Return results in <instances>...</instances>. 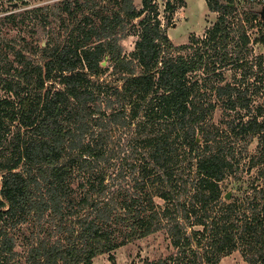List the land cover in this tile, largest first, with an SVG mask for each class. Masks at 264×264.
I'll return each mask as SVG.
<instances>
[{"label": "trees", "instance_id": "obj_1", "mask_svg": "<svg viewBox=\"0 0 264 264\" xmlns=\"http://www.w3.org/2000/svg\"><path fill=\"white\" fill-rule=\"evenodd\" d=\"M205 2L216 20L181 44L153 0H59L1 19L30 28L0 38V264H19L13 229L28 220L47 236L23 264H93L160 230L171 251L138 264H218L234 250L264 264V52L249 34L264 0ZM56 21L63 34L38 31Z\"/></svg>", "mask_w": 264, "mask_h": 264}, {"label": "rangeland", "instance_id": "obj_2", "mask_svg": "<svg viewBox=\"0 0 264 264\" xmlns=\"http://www.w3.org/2000/svg\"><path fill=\"white\" fill-rule=\"evenodd\" d=\"M59 0H0V38H10L14 35L20 34L27 36V29L30 27H23L24 31L19 33L18 28L13 26L9 20L1 22L5 16L12 12L23 13L27 9H32L35 7H49L51 11L56 12V8L53 4H56ZM19 2L22 3L19 6ZM135 5L140 8L141 0H134ZM158 13L162 17L161 28L165 30L168 37L174 44L188 43V36L190 34H195L196 36H203L206 28L213 24L218 16V12L210 11L207 8L205 0H185V5L181 7H169L167 10L164 9L162 2L158 1L157 4ZM173 8V9H172ZM142 16L135 18L126 30V35L122 39L123 52L126 55H131L135 49V42L139 38V20ZM54 21V20H53ZM30 24V20H26V24ZM31 26V25H30ZM39 32H44V30H50L54 34H63V27L59 26V21L56 23L52 22L48 24L46 28L42 29L37 27ZM36 28V29H37ZM22 30V29H21ZM264 31L263 27L256 25L253 29L249 31L252 38L253 53L258 54L264 52V44L256 42L254 38L260 35V32ZM42 37V34L40 35ZM44 41V40H43ZM44 42H42L43 44ZM105 62V61H104ZM106 63V62H105ZM233 74L232 69H227L224 71V76L229 79ZM201 77L200 73L193 75ZM110 81L114 84L121 85V80L117 75H112L107 72L101 76V80ZM4 92L0 89V97ZM200 141L199 138H197ZM74 184V182H73ZM156 204H161V202L155 198ZM36 231L35 223L28 220L21 226L13 229V232L18 237V243L16 246L17 256L14 260L19 264L24 263L25 249L27 248V243L29 240L35 236L38 238H43L46 235L42 231L38 234H34ZM171 251L169 247V239L167 238L163 230L157 231L146 237L134 239L132 241L124 242L119 244L111 252H105L97 255L93 258V264H113V260L110 256H113L116 264H138L143 259H156L158 257H164ZM218 264H249L238 250H234L229 254L223 256Z\"/></svg>", "mask_w": 264, "mask_h": 264}, {"label": "built area", "instance_id": "obj_3", "mask_svg": "<svg viewBox=\"0 0 264 264\" xmlns=\"http://www.w3.org/2000/svg\"><path fill=\"white\" fill-rule=\"evenodd\" d=\"M158 1L162 2L163 7L165 8L166 0H153V3H155L156 5H160V3L157 4ZM170 1L173 2V0H170ZM157 19H158L159 22H160V26H162V23H161V21H162V17H161V15H160V13H158V15H157Z\"/></svg>", "mask_w": 264, "mask_h": 264}, {"label": "water", "instance_id": "obj_4", "mask_svg": "<svg viewBox=\"0 0 264 264\" xmlns=\"http://www.w3.org/2000/svg\"><path fill=\"white\" fill-rule=\"evenodd\" d=\"M261 16L264 17V7L261 10ZM102 64H105V62L103 61ZM225 196L227 198L229 196V193H227Z\"/></svg>", "mask_w": 264, "mask_h": 264}]
</instances>
